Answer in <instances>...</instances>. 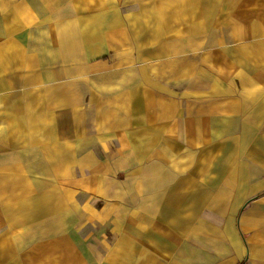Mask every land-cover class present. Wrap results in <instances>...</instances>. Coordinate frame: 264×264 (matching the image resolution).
<instances>
[{
	"label": "crops",
	"instance_id": "obj_1",
	"mask_svg": "<svg viewBox=\"0 0 264 264\" xmlns=\"http://www.w3.org/2000/svg\"><path fill=\"white\" fill-rule=\"evenodd\" d=\"M0 264H264V0H0Z\"/></svg>",
	"mask_w": 264,
	"mask_h": 264
}]
</instances>
